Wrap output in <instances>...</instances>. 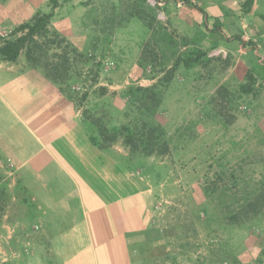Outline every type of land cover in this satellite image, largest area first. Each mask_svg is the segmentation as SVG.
<instances>
[{"label": "rangeland", "instance_id": "obj_1", "mask_svg": "<svg viewBox=\"0 0 264 264\" xmlns=\"http://www.w3.org/2000/svg\"><path fill=\"white\" fill-rule=\"evenodd\" d=\"M20 1L0 0V7ZM69 1L59 0V5ZM68 4L70 16L81 18L72 20L83 21L91 40L87 51L72 42L87 57L74 62L61 86L80 110L87 135L98 138L82 109L110 128L142 118L160 124L166 133L169 152L164 155H130L120 139L104 148L108 154L111 148L118 154L120 148L125 165L151 190L152 217L141 235L140 264H264V205L257 212L242 207L264 201V133L247 116L252 100L264 98L261 81L255 78L256 96L239 95L240 82L223 76L227 59L208 56L190 68L179 65L153 107L148 92L137 91L135 98V89L150 87L195 48L168 22L162 6L137 0ZM22 22L0 10V36ZM12 63L43 72L41 64H29L23 53ZM7 76L0 68V80ZM220 86L226 92L217 93ZM11 119L0 102V130ZM18 182L15 170L1 163L0 264H22L30 253L21 249V242L31 241L33 234L24 232L13 213L22 189ZM236 214V221L228 220Z\"/></svg>", "mask_w": 264, "mask_h": 264}, {"label": "crops", "instance_id": "obj_2", "mask_svg": "<svg viewBox=\"0 0 264 264\" xmlns=\"http://www.w3.org/2000/svg\"><path fill=\"white\" fill-rule=\"evenodd\" d=\"M46 1L6 2L0 10L27 21L49 10ZM71 1L53 10L51 24L87 51L91 35L80 17L70 16ZM158 1L195 47L225 51L219 56L227 59L223 76L243 82L251 71L264 86V0H253L248 13L241 0ZM0 68L9 75L0 80V102L12 118L0 130V165L7 162L16 172L22 189L13 213L33 234L21 242L30 250L22 264H140L141 235L152 217L147 184L125 165L120 148L108 154L91 143L80 110L41 70L1 60ZM247 116L264 133L262 96L252 100Z\"/></svg>", "mask_w": 264, "mask_h": 264}, {"label": "trees", "instance_id": "obj_3", "mask_svg": "<svg viewBox=\"0 0 264 264\" xmlns=\"http://www.w3.org/2000/svg\"><path fill=\"white\" fill-rule=\"evenodd\" d=\"M137 1L146 2V0ZM252 2L253 0H243L241 11L248 13ZM58 5L59 0H48V11L37 10L29 20L17 25L7 35L0 36V59L14 62L23 53L29 64H41L44 75L57 85L58 90L64 94L61 85L70 77L74 62L83 60L87 56L51 25L53 10ZM207 54L206 51L197 47L191 49L185 56L176 59L172 65L166 68L150 87L135 89V98L137 91L148 92V99L151 101L152 106H157L160 101L161 87H165L173 79L177 67L182 65L184 68H190L198 64L202 58L208 57ZM100 88L102 93L106 91L105 87ZM223 92H226L224 86L217 88V93ZM236 92L239 95L256 96L255 76L251 71L245 74L244 81L239 83ZM130 94H134V91L130 90ZM82 97L85 98L86 93H83ZM67 98L71 100L68 95ZM82 115L85 120L96 128L98 138L89 137V140L100 149L108 147L120 139L130 155L151 156L164 155L169 152L166 133L160 124L150 123L141 118L136 119L135 124L130 122L121 124L117 128H110L108 122L92 117L87 109H82ZM263 205L264 201L255 199L243 204L242 207L257 212ZM236 219L237 214L233 215L232 218H228L229 221H236Z\"/></svg>", "mask_w": 264, "mask_h": 264}, {"label": "built area", "instance_id": "obj_4", "mask_svg": "<svg viewBox=\"0 0 264 264\" xmlns=\"http://www.w3.org/2000/svg\"><path fill=\"white\" fill-rule=\"evenodd\" d=\"M150 5L152 6H161L162 3H160L158 0H146ZM209 56H225V51L220 48L211 49L209 51Z\"/></svg>", "mask_w": 264, "mask_h": 264}]
</instances>
